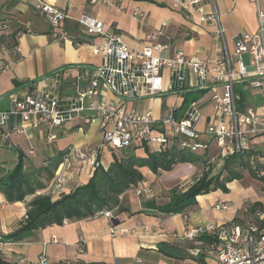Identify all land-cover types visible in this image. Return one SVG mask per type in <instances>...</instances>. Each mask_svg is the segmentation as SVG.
<instances>
[{
  "label": "crops",
  "instance_id": "crops-1",
  "mask_svg": "<svg viewBox=\"0 0 264 264\" xmlns=\"http://www.w3.org/2000/svg\"><path fill=\"white\" fill-rule=\"evenodd\" d=\"M38 1L0 0V24L5 22L9 25L0 33V66L8 65L0 71V109L9 108L12 94L21 95L29 90L34 80L39 81L57 69L77 64L100 66L105 61L104 56L95 54L91 47V42L101 41L99 37H86L82 45L70 40H55L48 18L35 7ZM42 1L68 13L64 26L74 35L81 33L77 19L87 13L102 20L109 31L118 34L122 41L136 50H143L148 45L149 34L162 29L164 33L159 41L170 45V49L160 52L163 57L172 56L180 50L188 55L197 54L205 61L220 55L217 51L216 24L201 21L199 15L189 17L180 6V2L188 0H98L95 3L91 0ZM215 4L228 47L233 51V36L257 29L255 8L249 0H215ZM203 5L206 11L211 10L208 0H204ZM136 9L143 13L141 20L133 14ZM26 23L34 25L33 31L26 32L24 29L16 34L15 40L12 39L13 33L24 28ZM168 74L169 71L165 69L166 90L159 95L170 93L169 96L142 97L132 101V106L137 110L151 109L157 116L177 109L182 115L185 97L188 98L189 93L195 91L198 97L203 96L200 102L201 117L197 123V128L203 130L205 123L216 117L209 92L188 89L187 82L174 85L169 81ZM238 86L246 94L243 107H261L262 100L256 103L248 101L250 88L247 83L241 82ZM256 94L253 92L252 95ZM35 119V116H31L29 121H23L21 115L13 114L4 127L6 133L14 127L18 128L9 136L12 148L3 145L0 139V147L13 152L16 162L19 150L27 153L26 160L30 165L38 167L62 150L67 149L69 154L75 147H91L102 142V134L96 124L82 127L78 123L67 124L55 129L57 137L50 139L52 131L47 124L36 126ZM85 127L88 133L84 132ZM60 135L67 141L59 142ZM36 141H44V146L39 149ZM119 153L106 148L102 153L103 164L109 165ZM137 153L144 154L142 150ZM187 166L192 167L177 164L171 171L159 170L158 173H153L149 167H142L144 181L135 189H147L149 192L138 196L132 189L123 195V205L134 214L128 211L118 213V224L103 216L70 222L68 225L54 224L38 230L21 242L2 241L1 237L15 230L26 219V203L31 197L25 201L9 202L4 194H0V252L17 264H37L42 254L46 255L47 264H215V253L209 244L200 237L196 240L185 239V231L211 220L223 222L236 219L245 222L249 218L247 209L250 204L247 202L264 203V197L256 193L250 182L245 184L242 180H235L228 184V192L219 189L198 195V203L180 213L165 214L143 208L144 202L148 200L158 204L168 202L175 189L186 191L190 186L179 189L177 182H167L163 177L165 174H175L176 170L184 171ZM67 173L70 176L68 192L89 180V176L80 168L77 173L72 168ZM147 176L152 177L150 184L146 182ZM218 201L228 203V208L216 210L214 205ZM53 235L57 237V242L52 240ZM195 248L200 249L198 254L192 252Z\"/></svg>",
  "mask_w": 264,
  "mask_h": 264
},
{
  "label": "built area",
  "instance_id": "built-area-1",
  "mask_svg": "<svg viewBox=\"0 0 264 264\" xmlns=\"http://www.w3.org/2000/svg\"><path fill=\"white\" fill-rule=\"evenodd\" d=\"M91 1L95 3L98 0ZM203 1H182L180 6L189 17L199 15L201 21L216 24L217 51L220 55L207 61L197 54L188 55L183 50L172 56H161V51L170 49L169 43L159 41L164 33L162 29L149 34L148 45L143 50H136L122 41L118 34L109 31L102 20L87 13L77 19L81 33L74 35L64 26L69 17L66 11L42 0L36 2V9L48 18L55 40H70L82 45L86 37H99L101 41L91 42V47L95 54L105 58L102 65L93 68L68 65L57 69L35 83L33 90L19 96L12 94L9 108L0 109V139L3 145L10 148L13 144L9 136L18 128L14 127L6 133L4 127L13 114L21 115L23 121L35 116L36 126L47 124L52 131L50 139L57 137L55 129L67 124L78 123L79 127L96 124L101 131L102 142L99 145L87 150L75 147L76 161L69 159V154L65 155L51 181L38 193L59 195L68 192L70 176L67 171L75 164H79V168L90 178L93 171L103 165L102 153L106 148L120 151L154 144L161 149L185 136L193 141L192 148L196 150L206 146L200 135L207 133L221 149V155L226 156L249 143H256L255 137L261 136L260 141H264V0H249L255 8L258 26L254 31L233 36V51L228 47L215 0H208L210 11H206ZM133 14L142 19L143 13L139 9ZM8 26L5 22L0 24V33ZM33 29L32 23H26V32ZM244 53L250 56L247 66L243 61ZM7 67L0 66V71ZM165 69L169 71L168 78L172 84L187 82L188 89L209 92L216 117L207 121L203 130L197 128L203 96L189 100L182 115H176L171 110L157 116L151 109L137 110L132 106L135 99L156 96L166 90ZM241 82L247 83L253 92L261 96V107H243L242 96L237 90ZM134 192L139 196L149 191L135 189ZM120 198L123 199V195ZM228 206V203L218 201L214 208L224 210ZM101 216L113 222L118 219V212L117 209L105 210L94 217ZM69 223L64 220L62 225ZM203 235L215 238V242L210 244L215 253V264H264V211L249 214L245 222L236 219L223 222L211 220L189 227L184 238L196 240ZM52 240L58 241L55 235ZM192 252L198 254L200 249H192ZM37 264H47L45 254L39 256Z\"/></svg>",
  "mask_w": 264,
  "mask_h": 264
},
{
  "label": "trees",
  "instance_id": "trees-1",
  "mask_svg": "<svg viewBox=\"0 0 264 264\" xmlns=\"http://www.w3.org/2000/svg\"><path fill=\"white\" fill-rule=\"evenodd\" d=\"M24 29L25 27L14 32L11 38L15 40L16 34L23 32ZM77 65L94 67L90 64ZM37 82L38 80H34L29 90H33ZM237 90L243 102L246 97L245 91L240 87ZM200 92L203 93L205 90ZM196 98L198 95L193 97ZM188 101L185 97L181 109L186 107ZM174 112L179 115L178 109ZM204 142L206 146L194 150L193 141L184 136L182 140H173L161 149L154 144L120 149L119 155L114 157L109 165L97 167L86 183L78 184L70 192L59 195L38 192L48 185L68 150L58 152L38 167L30 165L26 160L27 153L19 150L17 162L12 169L8 170L0 164V194H4L9 202L25 201L28 197L31 199L26 203V219L15 230L2 235L1 240L21 242L47 226L62 225L64 220L74 222L92 218L96 213L105 210L130 212L120 197L144 181L142 167H149L153 173H158L159 170L171 171L175 165L184 164L193 166L195 172L194 182L186 191L173 190L170 200L162 204L148 200L143 205L146 210L165 214L183 212L198 203V195L219 189L228 192V184L242 180L245 171L262 182L264 197V148H260L259 143H249L240 150L222 156L221 149L213 139ZM138 150H142L144 154L137 153ZM196 166H200V169ZM257 210L264 211V203L251 204L247 212L252 215ZM200 238L209 246L215 242L212 236L203 235ZM0 264L17 263L0 252Z\"/></svg>",
  "mask_w": 264,
  "mask_h": 264
},
{
  "label": "rangeland",
  "instance_id": "rangeland-1",
  "mask_svg": "<svg viewBox=\"0 0 264 264\" xmlns=\"http://www.w3.org/2000/svg\"><path fill=\"white\" fill-rule=\"evenodd\" d=\"M3 36L4 35H2V37ZM243 61H244V64L246 66L249 65V63H250V56H249L248 53H244L243 54ZM252 94H253L252 90L249 89V91L247 93L248 101L249 102L256 103V102L261 101V96L259 94H256L257 96H253ZM169 95H170V93L167 94V95H159V96L161 98H164V97L169 96ZM194 96H196L195 91H191L189 93L188 100H191ZM84 132L85 133H88V128L87 127L84 128ZM200 136H201V139H203V140H208L210 138L209 134H207V133H201ZM58 138H59L58 139L59 142H62V141L66 142L67 141V139L64 138V137H62L61 135ZM254 139L259 142L260 148H264V141L263 142L260 141L261 136L255 137ZM43 142L44 141H42V142L36 141L37 147H39V149L44 146L43 145ZM89 147H90L89 145H86V146L83 147V149L84 150H87ZM46 156H48V153H46ZM68 158L71 159L73 162L76 161V158H75V155H74V149L71 150V152L69 153ZM105 159L107 160L108 157H105ZM0 164H3L8 170L9 169H12L15 166V164H16V156H15V154L13 152L12 153L9 152L7 149H3V148L0 147ZM196 168H199L200 169V166H196ZM78 170H79V164H75L73 166V168H72V171L74 173H77ZM193 171L194 170H193L192 167H188V168H185L184 171L176 170L174 172L175 174L178 173L176 175L173 174V173H171V174H165V176L163 178H165V180L167 182H177L176 183V186L179 189L180 188H185V187L191 186L192 183L194 182V173L195 172H193ZM150 180H152V177L151 176H147L146 182H148V184H150L149 183ZM242 182L245 183V184H247V183L250 182L252 184V186L254 187L256 193L259 196H262V182L260 180H258V179H255L254 177H252L248 171H245L244 172V177L242 179ZM247 203H249L250 205L252 204L251 202H247Z\"/></svg>",
  "mask_w": 264,
  "mask_h": 264
},
{
  "label": "water",
  "instance_id": "water-1",
  "mask_svg": "<svg viewBox=\"0 0 264 264\" xmlns=\"http://www.w3.org/2000/svg\"><path fill=\"white\" fill-rule=\"evenodd\" d=\"M114 223L118 224L119 223L118 219H115L114 220Z\"/></svg>",
  "mask_w": 264,
  "mask_h": 264
},
{
  "label": "bare ground",
  "instance_id": "bare-ground-1",
  "mask_svg": "<svg viewBox=\"0 0 264 264\" xmlns=\"http://www.w3.org/2000/svg\"><path fill=\"white\" fill-rule=\"evenodd\" d=\"M231 185V184H230ZM202 199V198H201Z\"/></svg>",
  "mask_w": 264,
  "mask_h": 264
}]
</instances>
